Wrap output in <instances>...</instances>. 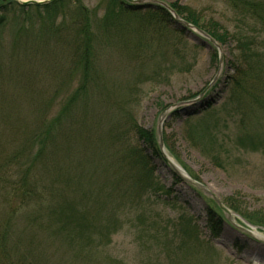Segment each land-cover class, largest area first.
Masks as SVG:
<instances>
[{"label": "rangeland", "instance_id": "1", "mask_svg": "<svg viewBox=\"0 0 264 264\" xmlns=\"http://www.w3.org/2000/svg\"><path fill=\"white\" fill-rule=\"evenodd\" d=\"M100 1L62 0L54 11L57 35L48 33L49 25L44 28L34 10L0 9V49L6 59L27 32L37 33L31 37L37 52L65 53L66 25L79 21L81 8L98 56L99 78L90 87L89 104L57 125L58 146L50 144L47 153L50 165L29 173L38 194L15 204L12 257L33 264H264V230H252L237 217L233 225L222 214L209 216L212 200L183 182L175 184L169 165L147 152L156 183L149 179L132 153L141 143L130 130L135 123L158 139L161 115L174 107L161 126L166 156L256 227L252 221L264 219V112L249 97L233 94L239 53L232 38L255 36V25L243 22L224 0H164L191 8L202 25L213 21L230 35L229 43L220 46V66L214 59L218 52L203 37L174 24L165 41L144 26L107 18ZM21 57L6 60L5 68H41L40 60L29 64ZM57 59L67 73L69 65ZM64 74H58L59 82ZM80 78L58 91L50 118L60 114ZM48 85L41 96L54 92ZM40 114H30V120ZM20 175L12 179L18 182ZM157 184L171 189L170 195ZM8 207L0 199V222L9 215ZM62 207L78 215L83 228L71 218L60 230L55 222ZM209 221L219 228L217 235Z\"/></svg>", "mask_w": 264, "mask_h": 264}, {"label": "trees", "instance_id": "2", "mask_svg": "<svg viewBox=\"0 0 264 264\" xmlns=\"http://www.w3.org/2000/svg\"><path fill=\"white\" fill-rule=\"evenodd\" d=\"M61 1L58 0L44 7H19V9L24 14L31 10L37 12L40 21L45 23L44 28L49 25L48 33L54 34L55 32L57 35L60 29L58 30L59 27L55 25L57 19L54 16V11ZM68 1L66 0V3ZM76 1L79 2L80 0ZM156 1L164 2V0ZM224 1L243 22L250 21L257 29V34L253 37L243 35L232 37L236 42V50L239 53L235 68L237 76L233 80V89L235 90L233 94L249 97L252 105L264 112V99L261 98V94L264 95V86H261L264 84V0ZM99 5L107 18H111L118 23L123 21L140 27L144 26L158 38H164L165 41L168 40V35L172 31L170 26L175 24L170 14L160 7L138 9L135 6L127 5L122 0H101ZM169 5L180 18L206 32L220 46L223 47L229 43L230 35L218 23L212 21L207 27L202 25L200 16L191 8L181 6L178 2ZM79 11V21L70 22V25H66L69 37L66 39L68 44L65 53L62 51L60 54L55 50L40 49L38 50L40 54H38L36 49L38 45L31 41V37L37 34L33 32H27L25 34L26 38L19 35L20 39L12 45L11 53L7 56L8 58L11 56V58L6 59V57H3V50L0 49V199H4V203L9 206L8 209L12 215L9 213L10 216L7 215V218L0 222V264L28 263V259H21L17 262L12 257L13 250H11L9 239L14 236L12 233V219L17 216L19 210L15 204L18 199H22V203L25 204L26 200L38 194V187L36 186V189L30 186V170L32 169L35 172L38 167H42L44 170L47 165H50L52 157L49 158L47 153L50 150V144H56V148L58 146L56 136H53L57 125H61L62 121L66 120V116H71L72 111L74 112V109L78 106L82 111L84 110V107L90 102V87L96 85V79L99 78L98 75L95 77L98 56L91 43L92 36L87 27L86 11L84 8L79 9ZM46 15L48 16L46 17ZM21 56H24V60L26 59L29 64L34 63L37 59L40 60L39 66L42 69L34 68V66L32 68H25L24 66L5 68L7 66L6 60L19 57L23 59ZM59 56L69 65L67 73L66 69L62 70L61 67H58L56 61ZM214 59L219 64L218 55H215ZM50 63H53V65ZM63 71L66 77L64 81L60 77L59 82L58 74H62ZM76 76H81L80 86L71 95L67 103H64L60 114L50 118L49 113L52 111L55 102H57L55 97H57L58 91L63 89L65 84L70 85L73 81L72 78ZM49 79L53 84L49 82ZM257 82L260 85L258 87L256 86ZM38 83L39 86L44 84L43 87L38 86L37 88ZM47 84L54 92H50L52 96L48 93L41 96V91L44 90L42 88L46 87ZM25 105L27 106L28 120L23 118ZM39 111L40 116L30 120V114H38ZM130 127L137 142L141 143L132 149V153L146 176L154 181L156 180L155 170L151 166L148 153H151L153 158H162L157 136L153 132L144 131L135 123H132ZM63 154L64 157L62 158H66V149ZM17 172L21 173L18 182L12 179V175L17 174ZM186 172L189 174L187 169ZM175 179V184L181 182L178 178ZM154 182L156 183V181ZM156 187L167 197L171 193V189L162 185L157 184ZM54 192L52 191L51 194H54ZM58 195L60 193L53 196L58 197ZM211 203L212 206L208 215L222 214L218 206L213 202ZM226 208L237 214L233 206L227 205ZM64 209L65 207L61 208L59 211L60 217L57 218L59 220L55 222L59 229L62 230L63 225H67L71 218L77 219L75 223L83 228V225L79 224V216L72 213L66 214ZM60 218H63L62 222H60ZM245 218L250 219L248 216ZM252 222L256 227L258 226L264 230V219ZM208 223L210 232L217 235L219 228L212 221ZM28 264L33 263L29 260Z\"/></svg>", "mask_w": 264, "mask_h": 264}, {"label": "water", "instance_id": "3", "mask_svg": "<svg viewBox=\"0 0 264 264\" xmlns=\"http://www.w3.org/2000/svg\"><path fill=\"white\" fill-rule=\"evenodd\" d=\"M57 1L58 0H30V1L13 0V2L17 3L20 7H44L46 5L52 4V3L57 2ZM122 1L124 3H126L127 5L135 6L138 9H148V8H154V7L163 8L164 10H166L170 14L174 23L179 28H181L182 30H186L189 33H193V34H196V35L203 37L212 46H214L216 51L218 52L219 64H220V66H222L223 57H222V50H221L220 45L216 41H214L206 32L202 31L201 29L191 25L190 23H188V22L184 21L182 18H180L178 16V14L176 13V11H174L169 4H167L165 2H161V1H156V0H142V1L122 0ZM173 110H174V107H170V108L166 109L162 113L160 121H159L160 125H159V129H158V140H159V149H160V152L162 155V159L169 165V167L173 170L176 177L181 182H183L184 184H187L189 186H192L193 188H195L196 190H198L199 192H201L205 196L209 197L212 200V202L218 206L219 210L221 211V213H222L223 217L226 219V221L233 224L234 223L233 217H237L242 221V223L246 227H248L252 230H257L258 229L257 227H253V226L249 225L246 221L241 219L237 214H235L234 212L227 209L214 196H212L203 185H201L200 183H198L197 181L192 179L186 171H184L182 168H180L179 166L174 164L166 156V154L164 152V143H163V135H162L161 126L164 122L165 116L168 113L172 112ZM233 225H235V224H233Z\"/></svg>", "mask_w": 264, "mask_h": 264}, {"label": "flooded vegetation", "instance_id": "4", "mask_svg": "<svg viewBox=\"0 0 264 264\" xmlns=\"http://www.w3.org/2000/svg\"><path fill=\"white\" fill-rule=\"evenodd\" d=\"M0 9L7 8L8 6L16 5L13 0H1Z\"/></svg>", "mask_w": 264, "mask_h": 264}]
</instances>
